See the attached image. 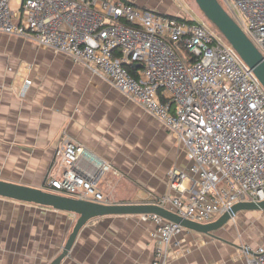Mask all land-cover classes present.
Wrapping results in <instances>:
<instances>
[{
	"label": "built area",
	"instance_id": "1",
	"mask_svg": "<svg viewBox=\"0 0 264 264\" xmlns=\"http://www.w3.org/2000/svg\"><path fill=\"white\" fill-rule=\"evenodd\" d=\"M218 1L264 58V0ZM0 33L84 64L177 135L189 172L169 170L170 187L180 194L154 204L209 223L236 203L264 200V87L204 24L130 0H0ZM30 84L25 80L24 89ZM58 154L62 171L48 177L47 189L107 203L93 187L110 166L68 138ZM139 216L155 223L151 264H169L182 227L157 214ZM242 252L246 264H264V245H243Z\"/></svg>",
	"mask_w": 264,
	"mask_h": 264
},
{
	"label": "crops",
	"instance_id": "2",
	"mask_svg": "<svg viewBox=\"0 0 264 264\" xmlns=\"http://www.w3.org/2000/svg\"><path fill=\"white\" fill-rule=\"evenodd\" d=\"M130 1L188 17L175 0ZM65 138L110 166L93 187L110 204L179 195L170 187L169 170L188 173L191 165L177 135L109 80L67 55L0 33V180L49 190L48 177L62 171L58 147ZM186 186L181 182V189ZM235 216L212 235L182 228L174 239L178 244L170 247L169 264H246L242 247L264 245V224L241 212ZM76 218L0 197V264H49L61 253ZM154 228L139 215L93 218L60 264H151Z\"/></svg>",
	"mask_w": 264,
	"mask_h": 264
},
{
	"label": "water",
	"instance_id": "3",
	"mask_svg": "<svg viewBox=\"0 0 264 264\" xmlns=\"http://www.w3.org/2000/svg\"><path fill=\"white\" fill-rule=\"evenodd\" d=\"M195 2L200 11L234 48L243 62L253 71L264 87V58L244 31L236 24L218 0H195ZM0 197L50 207L77 216L75 224L62 247L61 253L49 264H60L71 249L80 229L89 220L100 216L141 215L152 213L168 221L177 223L182 228L212 235L213 231L223 227L239 211L264 210V200L257 203L239 202L232 206L229 213L221 215L216 220L209 223H198L184 219L176 215L170 209L154 203H101L2 180H0Z\"/></svg>",
	"mask_w": 264,
	"mask_h": 264
},
{
	"label": "rangeland",
	"instance_id": "4",
	"mask_svg": "<svg viewBox=\"0 0 264 264\" xmlns=\"http://www.w3.org/2000/svg\"><path fill=\"white\" fill-rule=\"evenodd\" d=\"M175 3L177 4L181 12L187 14L188 17L194 19L195 21L204 24L211 32H213L215 35H217L223 41H225V38L222 36V34L210 23V21L206 18V16L200 11L195 0H175ZM14 6H15L14 2L11 1V8L14 9ZM240 212L241 214L248 216L246 218H260L259 223L261 225L264 224L263 210L239 211L235 215L239 214ZM234 218H236V216Z\"/></svg>",
	"mask_w": 264,
	"mask_h": 264
},
{
	"label": "trees",
	"instance_id": "5",
	"mask_svg": "<svg viewBox=\"0 0 264 264\" xmlns=\"http://www.w3.org/2000/svg\"><path fill=\"white\" fill-rule=\"evenodd\" d=\"M129 71H130L131 73H133V70H132L131 68H129Z\"/></svg>",
	"mask_w": 264,
	"mask_h": 264
}]
</instances>
